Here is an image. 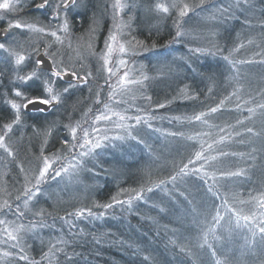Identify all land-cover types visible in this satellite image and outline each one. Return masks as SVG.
<instances>
[{
    "label": "rangeland",
    "instance_id": "374dc122",
    "mask_svg": "<svg viewBox=\"0 0 264 264\" xmlns=\"http://www.w3.org/2000/svg\"><path fill=\"white\" fill-rule=\"evenodd\" d=\"M67 1L41 0L43 10L15 19L6 14L32 0H0V24L9 31L0 44V111L11 117L0 126V238L13 239L23 250L52 242L51 234L23 224L27 213L34 215L38 205L55 212L89 203L101 165L113 178L134 171L172 177L184 165L179 170L187 177L168 182L165 199L177 230L189 243H197L198 251L216 244L220 260L215 264H258L264 255V24L254 17L253 5L259 0H219V5L216 0H73L63 9ZM203 4L212 6L206 10ZM41 20L49 30L39 28ZM170 26L185 51L167 47L157 53L133 38L143 32L155 37L169 33ZM225 30H232L229 44L241 61L204 76L211 91H231V102L244 100L251 107L234 124L238 134L232 131V122L241 115L236 111L212 113L181 133L158 134L132 121L131 108L142 107L150 95L163 96L176 88L190 58L200 59L190 51L217 47ZM40 53L56 73H71L84 82L62 85L58 79L53 86V78L36 70ZM40 83L45 97L39 100L61 105L70 100L62 105L67 110L59 105L48 115L27 117L24 106L34 100L28 93ZM62 109L67 111L64 128ZM216 140L224 145L208 153L212 174L208 160L189 164L194 151ZM194 167L196 173L192 169L194 176H189L187 170ZM246 182L254 184L263 202L247 208L255 207L248 215L231 206L235 191ZM215 189H220L221 202ZM223 202L224 208L218 204ZM230 210L241 220L235 223L238 215ZM209 221L217 222L208 225L211 230L219 226L215 242L211 232L200 233Z\"/></svg>",
    "mask_w": 264,
    "mask_h": 264
},
{
    "label": "trees",
    "instance_id": "16d2710c",
    "mask_svg": "<svg viewBox=\"0 0 264 264\" xmlns=\"http://www.w3.org/2000/svg\"><path fill=\"white\" fill-rule=\"evenodd\" d=\"M39 2L41 0H32L29 6L16 8L14 12L6 15L15 19H20L22 16H31L36 12L31 11V8ZM214 3L218 4L219 0ZM211 4H203L204 9L209 10ZM253 8L254 17L260 21L259 25H263L264 0L256 2ZM198 10H203L202 5ZM193 13L190 11L189 15ZM0 27H4L3 23L0 24ZM49 27V24L41 20L39 28L42 31L49 30ZM106 28L105 25L103 34L106 32ZM168 29L170 30L169 33H162L156 37L151 32H143L138 39L134 35L133 38L143 47H155L157 53L166 50L167 47H170L173 51H185L186 48L177 40L175 27L171 28L170 26ZM231 31H223V42L215 48L208 47L209 52H207L208 48H201L206 53L190 51L191 54L197 57L199 55L200 59L194 58L193 62L191 57L188 67L183 66L184 77L176 80L178 83L176 88L168 92L164 91L163 96L160 93L155 96L150 95L147 100L139 97V100H146V103L142 107L131 108L132 121L139 123L144 129L151 128L153 132L158 134L164 133V131L168 133V130L181 133L185 130L190 131L194 126L192 123L201 119L204 120V117L212 113L236 111L241 112L240 117L236 116L237 121L232 122V131L234 134L237 133L234 131V124L243 117L244 111L251 107H246L244 100L231 102V91L223 89L211 91L210 81L207 82L204 76L207 72L221 70L227 63L233 65L235 62L241 61L232 49L234 48L233 44H229ZM234 55L238 58H235ZM147 62L146 64H148ZM262 62L264 63V59H262ZM203 66L206 67L205 70ZM144 67L147 70V67ZM203 70L204 72H202ZM60 83L64 85L63 82ZM37 86L36 90L28 93L29 99L38 100L45 97L43 84L40 83ZM2 98H4V95ZM68 102L63 101L62 105ZM62 105L58 103L59 107L67 108ZM79 105L80 107L83 106ZM224 107L230 108L227 110ZM65 109L60 110L61 113L64 112L61 123L63 128L67 123V119L64 117L67 112V109ZM25 115L28 117L34 115V113H25ZM42 115L48 114L41 113L38 116L41 117ZM10 119L11 117L4 115L3 110L0 111V126L7 124ZM27 122L30 125H38L36 120L28 119ZM228 122L231 123V121ZM222 142L216 140L213 144H203L200 150L194 151L193 157L188 160L189 164L194 159L202 164L203 162L206 164L208 160L206 167L209 171V160L211 159L208 157V153L213 148L224 145ZM201 158L203 159L201 160ZM181 167L183 169L184 165ZM101 168H98L100 169V175L94 176L97 183L93 184V194L90 197L91 200L89 199V203L58 209L55 212L51 211L48 206L38 205L37 212L34 215L27 213L28 219H24L23 224L35 225L51 234L53 236L52 242L39 247L34 245L24 246L23 250L19 247L16 248L13 239H2V237L0 238V264H215L216 261L220 260L215 249L216 244L204 245L200 247L201 251H198L195 248L197 243H189L181 235L180 230H177L170 218L171 214L166 211V206L169 205V202L165 200L168 182L172 183L187 177L186 174L182 176L183 174L179 169L173 173L172 177H169L166 172L145 174L144 172L134 171L125 177L113 178V176L104 173L102 165ZM93 169L95 174H98L95 166ZM192 169H195L193 173H196L198 167L189 168L187 170L189 176H194ZM209 172L212 174L211 171ZM213 176L216 178L215 175ZM196 184L200 187L197 182ZM255 189L256 187L251 182L250 184L246 182L242 187H239L235 191V195L232 196L234 198L233 205H231L233 209L240 213L247 210L246 214L248 215L250 211L255 210L256 206L257 208L261 206L263 203L261 194L254 192ZM215 190L219 200L221 198L220 189ZM163 191H165V194L158 197ZM218 204L221 207L223 206L222 208L226 205L225 202ZM252 204L256 205L249 211L247 208H250ZM234 210L227 212L234 214ZM220 215L219 212L217 217ZM234 215H238L236 219H233L235 223H237L236 220H241L239 213ZM216 223L215 221L206 222V225L200 229V233L211 232L213 239L216 234L219 236L218 225V231L211 230L208 226L215 227ZM240 223L242 222L240 221ZM215 241L216 239L212 242ZM258 264H264V255L259 257Z\"/></svg>",
    "mask_w": 264,
    "mask_h": 264
},
{
    "label": "water",
    "instance_id": "95a60500",
    "mask_svg": "<svg viewBox=\"0 0 264 264\" xmlns=\"http://www.w3.org/2000/svg\"><path fill=\"white\" fill-rule=\"evenodd\" d=\"M73 3V0H68L67 3L63 6V9L68 8ZM44 4L36 5L34 10L40 11L44 9ZM8 30L4 27H0V43L3 42L8 36ZM35 62L38 64L37 69L44 72H53V66L51 61L43 54L40 53L36 56ZM62 81L65 83H71L75 80V76L71 73H65L62 75ZM77 82L82 84L84 82L83 78L77 79ZM57 106V103H44L39 100L31 101L27 103L24 107V112L31 113V112H39L42 111L47 113L50 111L51 108Z\"/></svg>",
    "mask_w": 264,
    "mask_h": 264
},
{
    "label": "flooded vegetation",
    "instance_id": "af4514ba",
    "mask_svg": "<svg viewBox=\"0 0 264 264\" xmlns=\"http://www.w3.org/2000/svg\"><path fill=\"white\" fill-rule=\"evenodd\" d=\"M9 34V33H8ZM52 63V62H51ZM37 66H38V64L36 63V70L40 73V74H43V75H45V76H48V77H50V78H53V86L56 84V82L55 81H59L58 79H60V80H62V76L60 75V74H58V73H56L55 72V70H53V72H44V71H40V70H38L37 69ZM52 66H53V64H52ZM53 69H54V67H53ZM76 77V76H75ZM77 78V77H76ZM55 79V80H54ZM74 82H77V80L75 79V80H73V82H71V83H68V84H72V83H74ZM40 101H42V100H40ZM42 102H44V101H42ZM44 103H47V102H44ZM25 107V106H24ZM50 112V111H49ZM38 113H41V112H37V113H34V114H38ZM43 114V113H42ZM48 114V113H47Z\"/></svg>",
    "mask_w": 264,
    "mask_h": 264
},
{
    "label": "bare ground",
    "instance_id": "6f19581e",
    "mask_svg": "<svg viewBox=\"0 0 264 264\" xmlns=\"http://www.w3.org/2000/svg\"><path fill=\"white\" fill-rule=\"evenodd\" d=\"M64 74H65V73H64ZM62 75H63V74H62ZM62 75H61V76H62Z\"/></svg>",
    "mask_w": 264,
    "mask_h": 264
}]
</instances>
